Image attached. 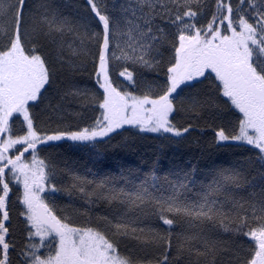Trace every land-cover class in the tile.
I'll return each instance as SVG.
<instances>
[{
	"label": "snow or ice",
	"instance_id": "1",
	"mask_svg": "<svg viewBox=\"0 0 264 264\" xmlns=\"http://www.w3.org/2000/svg\"><path fill=\"white\" fill-rule=\"evenodd\" d=\"M46 45L94 87L57 88ZM210 108L231 117L216 145L258 175L81 174L50 151L124 132L179 146ZM0 264H264V0H0Z\"/></svg>",
	"mask_w": 264,
	"mask_h": 264
},
{
	"label": "trees",
	"instance_id": "2",
	"mask_svg": "<svg viewBox=\"0 0 264 264\" xmlns=\"http://www.w3.org/2000/svg\"><path fill=\"white\" fill-rule=\"evenodd\" d=\"M83 2L84 0H74L76 5H82ZM80 11L82 12L83 9L81 8ZM43 51L50 64L56 69L57 88H67L73 84L78 87H94L93 81L89 79L90 67L88 71H81L79 68L73 70L67 65L61 66L56 58L54 45H46ZM65 55L67 56V53ZM148 75L150 78L151 74ZM200 87L207 89V82ZM51 95L53 103H56L59 96L55 88ZM70 108L74 111H81L75 104ZM92 117L93 112L90 109H84L83 116L79 118L65 115L66 121L72 124L88 123ZM45 118V116H41V120ZM230 120L231 117L227 112H221L215 108L208 109L205 112V119L199 122L204 130H197L179 146L168 144L152 134H146L145 138L141 139L131 132H124L122 135H114V138L108 142L99 143L98 152L83 147L69 148L67 147L68 142H61L63 146L50 151L57 164L72 167L81 174H86L89 169L99 175L116 174L121 170L132 169L143 175L154 169L162 177L172 172L181 170L192 172L195 169L194 178L199 182L213 169L243 164L252 175H258L260 166L255 162L254 156L250 160V154L243 149L224 148L216 145L211 126L223 125L227 128L230 127ZM54 126L55 124H53ZM66 199V197H61L57 203L64 206ZM99 211H103V209Z\"/></svg>",
	"mask_w": 264,
	"mask_h": 264
}]
</instances>
